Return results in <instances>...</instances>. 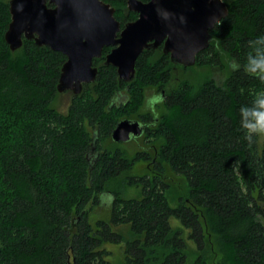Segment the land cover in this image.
<instances>
[{
    "label": "trees",
    "instance_id": "trees-1",
    "mask_svg": "<svg viewBox=\"0 0 264 264\" xmlns=\"http://www.w3.org/2000/svg\"><path fill=\"white\" fill-rule=\"evenodd\" d=\"M101 1L121 26L137 18L121 0ZM223 1L228 14L194 66L149 49L125 83L103 49L79 95L57 92L61 53L25 39L10 51L9 6L0 1V264H111L108 244L123 245V264H185L187 250L205 264L207 234L218 264H264V135L250 131L264 121V73L252 70L264 61V0ZM148 91L158 97L144 114ZM125 119L144 126L137 141L153 153L129 158L112 141ZM107 138L115 148L100 153ZM140 161L149 172L129 175ZM167 168L186 183L175 206ZM103 197L109 218L92 226Z\"/></svg>",
    "mask_w": 264,
    "mask_h": 264
},
{
    "label": "water",
    "instance_id": "water-1",
    "mask_svg": "<svg viewBox=\"0 0 264 264\" xmlns=\"http://www.w3.org/2000/svg\"><path fill=\"white\" fill-rule=\"evenodd\" d=\"M123 1L138 18L120 30L114 9L101 0H10L5 43L14 52L23 39L32 40L38 47L61 53L66 61L57 92L79 95L83 85L95 81L98 69L93 61L102 57L104 48H112L104 64L114 67L118 80L125 83L134 79L140 54L159 46L174 65L194 66L197 55L210 45V32L228 14L222 0ZM143 131L142 124L125 119L116 125L111 139L136 140Z\"/></svg>",
    "mask_w": 264,
    "mask_h": 264
},
{
    "label": "rangeland",
    "instance_id": "rangeland-1",
    "mask_svg": "<svg viewBox=\"0 0 264 264\" xmlns=\"http://www.w3.org/2000/svg\"><path fill=\"white\" fill-rule=\"evenodd\" d=\"M0 1L8 3L10 0H0ZM218 75L220 74L217 73V76ZM157 97H158V94L156 91H153V92L148 91L143 98V105H142L141 113L146 114L147 112H150L154 107L153 102ZM69 99H70L69 95L60 97L57 100L55 107L59 111L64 112L66 110V105H68L67 103H69ZM122 100L123 98H120L118 102H122ZM159 112H160V109H159ZM90 132L92 133V131ZM260 135H261V141H262L264 134L260 133ZM117 144L120 149L127 152V155L129 158H132L137 151H141V152L145 151L150 154L153 153L152 151L148 149L149 146H147V144L144 143L143 140H140V141L130 140L128 142L117 143ZM114 148H115V144L112 143L111 140L108 141V138H107L102 143V150H100V153H103L104 151L103 149L113 150ZM149 169L150 168L148 167L146 162L140 161L136 163L133 169L129 172V175L141 176L143 174L148 173ZM165 177H166L165 181L169 184V187H170L169 191L167 192L168 201L171 206H175L179 198H184L186 196V183L183 177L174 174L168 168L166 169ZM117 186H118V181H115V183L113 182L110 185V187H117ZM106 198L103 197L102 203L99 206H96L93 209H91L90 215H89V222L92 226L95 224L97 220H108L110 204L108 201H106ZM171 223L173 225L175 221L172 220ZM112 230L121 234L124 240L131 239L128 226H117V227H113ZM212 238L213 237L207 234L206 248L204 249V252H203V255H205L204 256L205 264H218V262L220 261L219 253L215 246V242ZM122 247L123 245H109V244L107 245V249L112 253L111 256L109 257V261L111 262V264H123ZM195 258L196 257L193 255V253L187 250L185 264H194Z\"/></svg>",
    "mask_w": 264,
    "mask_h": 264
},
{
    "label": "clouds",
    "instance_id": "clouds-1",
    "mask_svg": "<svg viewBox=\"0 0 264 264\" xmlns=\"http://www.w3.org/2000/svg\"><path fill=\"white\" fill-rule=\"evenodd\" d=\"M253 71H259L261 73H264V61L257 64L255 69H252ZM264 107V105H262ZM250 131L257 132V133H264V121L257 118L256 124L250 127Z\"/></svg>",
    "mask_w": 264,
    "mask_h": 264
},
{
    "label": "flooded vegetation",
    "instance_id": "flooded-vegetation-1",
    "mask_svg": "<svg viewBox=\"0 0 264 264\" xmlns=\"http://www.w3.org/2000/svg\"><path fill=\"white\" fill-rule=\"evenodd\" d=\"M121 1H123V0H121ZM140 1V0H139ZM149 0H147L146 2H143V3H147ZM223 1V0H222ZM124 3H125V9H126V11H128V12H131V13H135V12H132V11H130L129 9H128V7H127V4H126V2L125 1H123ZM142 2V1H141ZM224 2V1H223ZM106 4H108V3H106ZM110 5V4H109ZM111 6V5H110ZM113 8V7H112ZM114 9V8H113ZM114 11H115V9H114ZM114 14H115V12H114ZM136 15H137V18H138V14L137 13H135ZM137 18L135 19V20H137ZM134 20V21H135ZM134 21H131V22H134ZM131 22H128V23H131ZM127 24V23H126ZM126 24H124L123 26H121L120 25V30H122L123 28H124V26L126 25ZM118 37H119V34H118ZM104 49H109V51H108V53L112 50V48L111 47H109V48H104ZM157 49H161L162 50V46H159ZM157 49H155V50H157ZM108 53H106L105 55H104V58H105V56L108 54ZM165 55V54H164ZM102 56H103V51H102ZM105 60V59H104ZM176 66H178V65H176ZM181 67H183V66H181ZM135 140V139H134ZM137 140V139H136Z\"/></svg>",
    "mask_w": 264,
    "mask_h": 264
}]
</instances>
